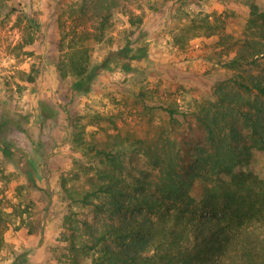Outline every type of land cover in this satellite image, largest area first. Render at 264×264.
Masks as SVG:
<instances>
[{"label":"rangeland","instance_id":"374dc122","mask_svg":"<svg viewBox=\"0 0 264 264\" xmlns=\"http://www.w3.org/2000/svg\"><path fill=\"white\" fill-rule=\"evenodd\" d=\"M154 1L161 7L123 4L113 11L106 41L96 48L101 57L109 49L133 47L141 34L150 46L148 72L112 69L78 95L61 69L60 26L69 27L89 0H0V120L5 113L20 121L26 115L30 132L8 126L2 140L36 165L43 162L39 141L47 152L41 190L28 189L14 164L0 156V210L7 218L0 264L20 255L26 264H70L69 256L80 252L85 237L77 224L91 206L73 203L66 190L90 189L83 147L115 146L126 136L166 147L176 132L161 107L194 110L212 100L219 80L226 90L242 93L234 81L251 84L264 73L262 58H239L259 48L255 43L264 44L248 21L249 0ZM139 166L149 168L143 157Z\"/></svg>","mask_w":264,"mask_h":264},{"label":"trees","instance_id":"16d2710c","mask_svg":"<svg viewBox=\"0 0 264 264\" xmlns=\"http://www.w3.org/2000/svg\"><path fill=\"white\" fill-rule=\"evenodd\" d=\"M89 2L69 27L60 26L61 69L69 75L71 93L78 95L112 69L148 72L150 46L141 34L133 47L109 49L101 57L96 48L106 41L112 12L123 4L161 7L154 0ZM248 7V21L264 38V0H249ZM256 44L259 48L239 58L264 61V44ZM58 67L53 65L51 72ZM234 84L242 93L226 90L219 80L212 100L194 110L161 107L176 132L166 147L129 136L115 146L83 147L90 189L66 192L73 203L90 205L91 213L78 221L85 240L80 252L69 256L70 264H264V73L251 84ZM23 121L2 115L0 156L14 164L28 189L41 190L47 156L43 142L37 144L43 162L36 165L26 152L2 140L8 126L30 135ZM142 157L149 168H140ZM151 169L157 171L154 177ZM6 228L0 210V251ZM26 261L20 255L11 264Z\"/></svg>","mask_w":264,"mask_h":264}]
</instances>
